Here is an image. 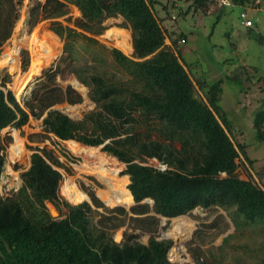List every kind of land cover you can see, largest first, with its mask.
<instances>
[{"label":"trees","instance_id":"16d2710c","mask_svg":"<svg viewBox=\"0 0 264 264\" xmlns=\"http://www.w3.org/2000/svg\"><path fill=\"white\" fill-rule=\"evenodd\" d=\"M255 1L233 0V4L244 10L248 5L258 8L264 4V0L258 5ZM178 2L192 3L198 10L207 0H174L173 4ZM68 4L82 14L78 26L93 35L104 32L106 19L122 16L132 28L133 50L130 55L135 50L136 53L130 58L117 49L108 51L96 39L69 26H57L56 31L65 39L64 52L69 54L70 61H74V46L81 40L87 44V49L98 46L107 52L116 71L97 55L93 64L71 66V72L89 88L96 110L79 123L51 111L43 122L46 132L89 147H98L109 141L102 152L127 165L125 174L130 177L129 190L137 204L132 209L135 215L146 214L149 208L142 202L151 199L153 211L165 218L186 215L199 207H236L247 222L264 220V189L234 175L238 168L237 159L245 147L233 142L231 123L220 105L223 80L209 84L202 79H192L176 45L177 55L166 46V33L156 12L160 1L48 0L41 9L44 18L65 16ZM16 11L14 0H0V48L12 35ZM39 11L40 6L32 12L33 19L39 16ZM44 32L59 38L48 25H40L30 38ZM43 40V46L55 43L51 41L52 37L45 36ZM52 50L53 47L45 49ZM14 53L7 52L4 60L14 57ZM4 60L0 62L1 66ZM233 78L237 79V76ZM195 83L206 101L194 100L193 94L197 93ZM3 88L0 87V186L5 169L1 132L10 126L22 127L30 118L15 94ZM46 95L39 101L42 112L66 98L71 104L81 102L80 97L73 96L71 89L64 97L59 90ZM27 107L31 114L41 117L31 102ZM86 124L90 125L86 127ZM163 125L188 127L203 136L206 152L198 171L185 169V162L170 145L171 134L162 130ZM254 129L256 138L264 141V109L256 115ZM15 135L17 137L18 132ZM79 143L71 141L69 146L81 145ZM47 157L50 155L45 150L33 153L20 190L7 199L0 193V264H173L167 256L172 241L151 237L148 244H143L131 235L127 241L117 243L104 228L94 226L90 215L92 210L85 205L90 200L80 202L85 197L81 193L76 195L71 186L69 189L67 181L60 185V174L50 167ZM95 157L97 162L93 168L118 178V173L106 167L115 164L113 161ZM150 159H157L168 169L163 171L143 164ZM222 173L229 177L222 178ZM92 197L95 205L101 207L99 200ZM61 199L83 204L72 206L65 203L66 217L53 220L47 204L56 205ZM119 212L125 213L122 208Z\"/></svg>","mask_w":264,"mask_h":264},{"label":"rangeland","instance_id":"374dc122","mask_svg":"<svg viewBox=\"0 0 264 264\" xmlns=\"http://www.w3.org/2000/svg\"><path fill=\"white\" fill-rule=\"evenodd\" d=\"M14 1L16 18L10 39L0 48V62L4 60L8 48L9 52L16 53L14 57L5 59L3 66L0 65V87L4 86L5 91L15 94L30 118L22 127L10 126L1 132V151L5 159L1 195L7 199L20 190L24 185L23 174L31 166L32 154L45 150L50 155L47 163L60 174V185L67 181L69 189L71 186L76 195L81 193L85 197L80 202L90 200L85 205L92 210V224L104 228L115 242L123 243L131 235L143 244H148L151 237L172 241L167 256L173 264H264V220L247 222L236 207H199L181 217L164 219L151 215L154 207L151 199L142 202L149 208L144 215L133 214L132 209L137 206L134 201L127 207L111 204L107 187L94 172L109 177L114 174L107 175L99 168H93L97 162L95 156L116 164L106 167L118 173L116 178L123 181L130 192L131 182L125 174L126 164L96 147L91 148L75 140H62L46 132L43 122L51 111L79 123L83 117L96 110L97 106L89 96V88L71 72V66L87 62L93 64L98 56L116 71L107 52L101 51L98 46L87 49V44L81 40L74 46V61H70L69 54L64 52L65 39L56 31L57 26H69L76 32L96 39L108 51L117 49L134 58L135 53L130 55L133 50L132 28L122 16L111 17L103 23L104 32L93 35L78 26L83 17L73 5L65 7V16L45 19L41 9L48 0ZM159 1L161 4L156 6V12L166 33V46L176 55L177 52L181 55L191 71L192 79H202L209 84L223 80L220 105L231 123L233 142L245 147L244 153L237 159L238 168L234 175L241 180L255 182L264 189V141L256 138L254 129L255 117L264 109V4L258 8L248 5L244 10L233 2L231 6H222L220 0H207L204 7L196 10L192 3ZM38 6L39 16L33 19L32 12ZM244 11L254 24L252 28L243 24L240 15ZM40 25H48L59 38L46 32L30 38ZM45 36L52 37L51 41L55 43L43 46ZM48 47L54 50L45 51ZM44 52L51 55V61L31 75L35 55H43ZM235 75L237 79L233 78ZM74 81L82 85L81 89L74 86ZM195 85L200 98L206 101L201 89ZM68 89L73 91V96L81 98L80 103L71 104L66 98L42 112L40 98L52 90H59L64 97ZM28 102L36 106V113L42 114L41 117L31 114ZM161 128L170 132L172 140L169 143L183 158L185 169L198 171L206 152L203 136L188 127L163 125ZM15 132H18L17 137ZM71 141L81 145L69 146ZM143 164L160 170L168 169L157 159H150ZM221 177L227 178L229 175L222 173ZM92 196L99 200L101 207L95 205ZM65 203L72 206L83 204H72L61 199L56 204L59 212L57 219L66 217L68 210ZM121 208L125 213L119 212ZM179 218H186L192 225V230L185 237L175 230V221Z\"/></svg>","mask_w":264,"mask_h":264},{"label":"bare ground","instance_id":"6f19581e","mask_svg":"<svg viewBox=\"0 0 264 264\" xmlns=\"http://www.w3.org/2000/svg\"><path fill=\"white\" fill-rule=\"evenodd\" d=\"M8 49L6 50L7 52H9L10 50ZM50 61H51L50 54L48 55L45 52L43 55L42 53H37L33 60V65H32L30 74L33 75L36 72H39V70H41ZM73 84L76 88L81 89L82 87V85L77 81H74ZM94 174H96V176L100 179V181L107 187V190H108L107 196H109L112 205L118 204V205H125V207H127L133 202L132 194L125 188L123 181L117 179L113 175L112 177H109L102 173L97 174L94 172ZM52 211L56 213L57 215V212L54 208H52ZM175 222L177 223V226L175 229L177 230L176 233H178L182 237H185V235L192 230V227H191L192 225H189V223L186 221V218H179Z\"/></svg>","mask_w":264,"mask_h":264},{"label":"water","instance_id":"95a60500","mask_svg":"<svg viewBox=\"0 0 264 264\" xmlns=\"http://www.w3.org/2000/svg\"><path fill=\"white\" fill-rule=\"evenodd\" d=\"M135 53H136V50H135ZM193 98H194V100H197V101H201L202 99L200 98V96L197 94V93H194L193 94ZM109 143V141H107L106 143H104L103 145H100V146H98V147H96V148H98L99 150H102L103 149V147L106 145V144H108ZM91 148H95V147H91ZM126 167H127V165H126ZM163 171L164 170H166V169H162ZM132 194V193H131ZM133 196V195H132ZM148 200H150V199H146V200H144V201H148ZM133 201L135 202V200H134V198H133ZM143 201V202H144ZM154 203V202H153ZM136 204V203H135ZM52 208H54L55 210H56V212H57V215H56V213H54L53 211H52ZM47 209H48V212H49V214H50V216H51V218L53 219V220H60V219H57L56 217L58 216V208H57V206L55 205V204H53V203H48L47 204ZM151 215L153 216V215H156L157 216V214L154 212V211H152V213H151ZM158 216H160V217H162V218H164L165 219V217H163V216H161V215H158ZM183 216V215H182ZM179 217H181V216H179Z\"/></svg>","mask_w":264,"mask_h":264},{"label":"built area","instance_id":"2783aa9c","mask_svg":"<svg viewBox=\"0 0 264 264\" xmlns=\"http://www.w3.org/2000/svg\"><path fill=\"white\" fill-rule=\"evenodd\" d=\"M231 2H233V0H220V4L222 6H231ZM260 3H261V0L255 1L256 5H258ZM240 16L243 19L244 26H246L247 28H251L253 26V22L249 19L246 11L242 12Z\"/></svg>","mask_w":264,"mask_h":264}]
</instances>
